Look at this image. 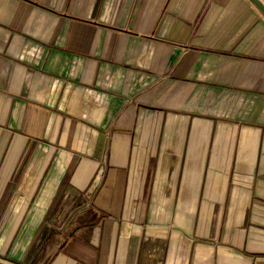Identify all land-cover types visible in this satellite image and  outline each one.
Instances as JSON below:
<instances>
[{
  "label": "crops",
  "instance_id": "crops-1",
  "mask_svg": "<svg viewBox=\"0 0 264 264\" xmlns=\"http://www.w3.org/2000/svg\"><path fill=\"white\" fill-rule=\"evenodd\" d=\"M24 119L20 148L74 155L49 184L78 192L53 197L96 214L38 264H264V14L252 0H0V136ZM182 181L222 205L214 232L167 224L161 208L145 223L151 185Z\"/></svg>",
  "mask_w": 264,
  "mask_h": 264
},
{
  "label": "rangeland",
  "instance_id": "rangeland-1",
  "mask_svg": "<svg viewBox=\"0 0 264 264\" xmlns=\"http://www.w3.org/2000/svg\"><path fill=\"white\" fill-rule=\"evenodd\" d=\"M25 107L23 103L17 111L25 113ZM52 121L51 118L41 116L39 111L33 124L41 128L46 126L47 130V126ZM25 123V119L19 120L15 127L16 125L13 126L9 120L5 121L0 136V264H38L44 257L42 252L46 244L55 245L62 233L74 228L78 229L82 222L92 220L96 216L95 214L87 218V213L77 215L76 210L81 208V202L73 197H61L60 200L53 197L60 192L67 194L78 192L69 186L49 184L51 167L60 160L71 163L74 155L66 148H20L19 144L24 141ZM34 140L38 145L47 141L40 135L34 137ZM143 166H145L144 177H147L145 173L149 168L147 165ZM232 186L233 184L227 185L226 191L233 190ZM140 187L135 186V191ZM198 187L199 185L195 187L185 185L183 181L176 188H172L169 184L164 186L152 184L150 196L154 192V197L146 202L145 223H153L161 208L163 215L167 218V224H173V219L179 215V219L184 222L188 220V223L204 224L208 227L209 233L214 232L220 219L218 213L222 205L220 206L219 202L204 199L201 194L197 200L200 192ZM163 196H173L174 199L163 201L160 199ZM181 196L183 199L184 196H188L192 200H181ZM137 203L135 208L132 206L127 216L133 222L137 220L143 202ZM234 205V201H226L223 207L224 209L233 208ZM110 219L112 218L108 216L106 222ZM112 220L113 225L117 224L118 218ZM164 222L165 220H162V223ZM41 223L43 228L35 238V242L31 244L34 253L30 248L29 253L26 254V249L23 246L21 249L20 247L30 235V231ZM94 223H98V220ZM21 238L22 241H20ZM49 250L53 254L45 257L46 261L54 258L55 249Z\"/></svg>",
  "mask_w": 264,
  "mask_h": 264
},
{
  "label": "water",
  "instance_id": "water-1",
  "mask_svg": "<svg viewBox=\"0 0 264 264\" xmlns=\"http://www.w3.org/2000/svg\"><path fill=\"white\" fill-rule=\"evenodd\" d=\"M255 5L262 11L264 14V4L260 0H252Z\"/></svg>",
  "mask_w": 264,
  "mask_h": 264
}]
</instances>
